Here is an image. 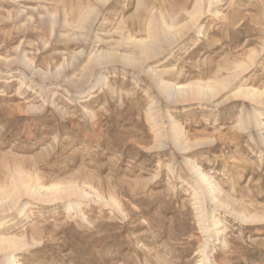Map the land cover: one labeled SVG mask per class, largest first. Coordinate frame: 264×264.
I'll use <instances>...</instances> for the list:
<instances>
[{"label":"rangeland","instance_id":"374dc122","mask_svg":"<svg viewBox=\"0 0 264 264\" xmlns=\"http://www.w3.org/2000/svg\"><path fill=\"white\" fill-rule=\"evenodd\" d=\"M0 264H264V0H0Z\"/></svg>","mask_w":264,"mask_h":264},{"label":"bare ground","instance_id":"6f19581e","mask_svg":"<svg viewBox=\"0 0 264 264\" xmlns=\"http://www.w3.org/2000/svg\"><path fill=\"white\" fill-rule=\"evenodd\" d=\"M196 15V14H195ZM194 19V18H193ZM165 25V24H164ZM151 29V28H150ZM156 39V38H155ZM150 40V39H149ZM147 42V41H146ZM155 43V42H154ZM151 44V43H150ZM212 86V85H211ZM210 86V87H211ZM216 87H217V85H214V86H212V90L211 91H214L215 89H216ZM208 88V87H207ZM210 92V91H209ZM213 94V93H212ZM176 134V133H175ZM179 137V136H178ZM154 141V140H153ZM198 175L200 176L199 178H201L202 180H207V178L202 174V173H200V171H198ZM32 178V177H31ZM22 183H23V181H22ZM21 183V184H22ZM12 185V184H11ZM16 185V184H15ZM23 185V184H22ZM18 187V186H17ZM17 187H15L14 185H13V187L11 188V190H9V192H8V198H9V196L10 197H12L13 195H15V194H17L18 193V188ZM20 191V190H19ZM7 193V192H6ZM210 193V192H209ZM220 193V192H219ZM226 197V196H225ZM6 199V198H5ZM227 199V198H226ZM11 200V199H10ZM219 202V201H218ZM105 205V204H104ZM116 207V206H115ZM14 244V243H13ZM4 245L2 244L1 245V247H3ZM9 258V257H8ZM11 261V260H10Z\"/></svg>","mask_w":264,"mask_h":264}]
</instances>
